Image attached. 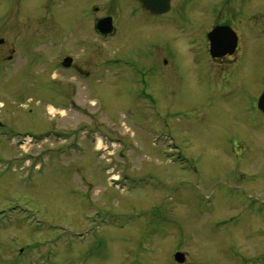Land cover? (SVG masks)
<instances>
[{
	"label": "rangeland",
	"instance_id": "rangeland-1",
	"mask_svg": "<svg viewBox=\"0 0 264 264\" xmlns=\"http://www.w3.org/2000/svg\"><path fill=\"white\" fill-rule=\"evenodd\" d=\"M38 3L0 0V20L6 17L8 30L0 47V264H177V251L194 264H264V162L253 160L261 157L263 141L260 129L248 123L260 86H234L227 59L226 70L212 71L206 49L207 32L217 25L230 24L241 36L263 30L264 0H175L182 23L155 28L134 21L153 30L135 29L148 40L143 46L170 39L157 43L162 51L152 61L158 70L149 81L159 80L156 91L164 81L167 96L154 113L146 101L131 97L140 88L131 86L134 72L122 65L107 67L102 82L88 81L91 88L75 78L84 113L67 107L73 73L54 63L59 54L76 52L79 41L94 46L91 31L77 42L62 28L58 45L40 50V66L32 61L25 71L23 57L3 66L8 43L28 28L25 8ZM81 8L61 7L60 14L71 16L61 24H72ZM35 23L30 32L37 30ZM49 28L44 32L54 29ZM188 36L194 54H181L185 70L174 71V54L190 48ZM119 44L105 41L104 60L125 58ZM149 49L141 52L147 56ZM163 51L170 55L161 64ZM95 58L88 65H97ZM86 60L85 54L78 57ZM80 122L90 124L86 139L54 138ZM27 133L38 139L51 133L53 139L41 146L11 143ZM246 140L258 147L253 153ZM170 141L181 150L171 163ZM181 152L189 159L182 164L176 161ZM11 222L15 227L4 232Z\"/></svg>",
	"mask_w": 264,
	"mask_h": 264
},
{
	"label": "flooded vegetation",
	"instance_id": "flooded-vegetation-1",
	"mask_svg": "<svg viewBox=\"0 0 264 264\" xmlns=\"http://www.w3.org/2000/svg\"><path fill=\"white\" fill-rule=\"evenodd\" d=\"M73 4H77V6L81 5L82 8L85 9L79 13V16H72L74 20L72 24H61V22L71 17L70 15L64 13L63 15L60 14L61 7L72 8ZM174 9L175 0H171L168 12L159 15H154L151 13V11L143 10L141 8V3L139 0H39V3L37 5H30L25 8V17H23L26 18V25L28 28L30 25L36 22L35 25H37V30H32L30 32V30L26 28V30L16 33L18 37L15 36L13 41L8 43V47L6 48L5 52L9 51L10 54L6 55L4 61H2V65L8 66L7 63L13 62L14 59V61H16L19 59V57H23V59H25L24 62L27 63L25 71L31 69L28 67H30L32 61H34L36 66H40V64L45 61V59H43L44 56H42L40 50L47 48L48 46L55 47L56 45H58L59 33L61 32L62 28H64L65 32L75 34L76 41L78 35H81L83 33L87 34L91 31L96 36L93 43L94 46H90V41L89 43L88 41H77L79 45L77 47V50H75L76 52H74L73 54H59L60 58L57 62H55V64H59L60 66L70 70L73 73L71 75L73 79H71L70 82L72 91L69 89V92H67L66 94V97L70 95V102L72 103L73 111L76 113H84V108L79 104V101L77 99L80 98L79 93L81 89V84L78 80L84 81L85 84H88V81L95 82V84L97 82H102L107 76V67L110 70L111 67L115 68V66L117 65L124 66L123 70L125 71L134 72V78L130 80V82L132 83L131 86H135L134 84L136 82L138 89L140 88V90L137 91V94H131V97H136L139 101L140 99H143L147 104L156 105L161 98H167L166 94H163L162 91L164 81H162V86L156 91L159 80L149 81V75H153V73H156L158 70V62H152L153 60H155L154 56H157V51H162V49L160 48L161 45L157 43H162V39H166L169 42L170 39L168 37L160 38L156 44L149 43L148 46H143L145 43H147L148 40L146 36L142 35V33H140L142 37L138 38L139 34L136 35L135 32L139 31H135V29L138 28L140 30L147 28H140L139 25H136L134 21L137 22V20L139 19L138 22L140 21V24L148 23L153 26L157 24H168L169 22V25H172L174 20L175 22L182 23L183 13L175 12L176 14H174ZM177 10L178 9H176L175 11ZM4 13L6 15L7 12L5 11ZM170 14H173L174 17H172ZM5 18L4 21L0 20V47L6 45V38L4 37V35L6 34V32H8V30H6L7 21L5 20ZM106 19L112 20V23L114 25V30L109 34H104L98 29L99 22ZM52 21L53 23L50 26H53L54 29L49 33H45L44 29H50L48 23H51ZM163 21L164 23H162ZM1 23H4V26H1ZM84 23H86V26H84ZM11 27L8 28L10 29ZM38 27L41 28V30H38ZM148 31L151 33L153 32L151 28H149ZM1 34H3V36H1ZM237 35V47L232 54H227L219 58L212 57L210 54V45L206 47V49L209 51L212 64L215 65H213L214 67L211 68L212 71L219 73V71L226 70V66L224 68L222 66L223 64L227 63L225 61L227 59L229 61V64L233 66L230 69L233 70L231 83L234 86H237L241 82L245 81H252L260 86V92L256 96L255 111L251 110L250 112V115L254 114L255 116L252 115L251 117H248V123L250 128H253L254 130H256V128L260 129V133L258 134L261 136V139L263 141V149H260L261 157L255 158L253 160H261L264 162V29L260 31L250 30L247 33L245 32L244 36H241L237 32ZM113 38L120 43V50H123L120 53L123 54L125 58L121 59L116 57H109L104 60V55L109 54V52H107V49L104 48V43L106 40H110ZM190 38L191 36H188L186 38V42L188 45H190V48H188V50L180 49V51L182 50V52L179 51L174 54L175 60L171 64V68L174 71L177 68H181L183 69V71L185 70V68H183V57L181 56V54H183L184 52L186 53H184L183 56L194 54V47L189 42ZM96 40L100 43V47L96 45ZM142 42H144L143 45ZM97 47H99L98 51L94 52V48ZM147 47H150V52L149 55L146 56V53H142L141 50L142 48ZM204 49L205 48H203V50ZM80 51H82V54H85V56H87L88 60H86L87 62H85L87 64L78 61V57L82 55L81 53L78 54ZM104 52L106 53L104 54ZM165 52L166 51H163L164 57L162 61H160L161 64H163L164 58H166L167 55H170L168 53L167 55H165ZM242 54L245 55V58L241 57ZM94 55L96 57L95 59H97L98 61L97 65H88L90 63L89 61L93 58ZM259 55L260 57H258ZM179 58L181 61H179ZM68 59L70 60L69 62L67 61ZM166 61V64L168 66L170 61ZM66 63L69 64V67H65ZM257 66L259 68L258 70L256 69ZM75 78L78 80H76ZM171 78L172 77L170 75V78L168 77V80ZM75 82H78L80 84L78 88L77 85H75ZM167 85L168 84L166 83L165 86L167 87ZM89 87L91 88L90 85ZM261 96L263 97V105L260 108L259 101ZM73 130L74 129L70 131L72 132ZM75 141L77 142V139H75ZM75 141L73 142V145H76ZM246 142V148H248L251 153H253L254 149L258 148L255 143L248 140H246ZM169 147L170 151H173L174 149L176 151H181L180 149L177 150L179 148V145H176V143L175 148L172 149L173 145L171 144V141L169 143ZM178 157L181 162H184L188 159L183 155L182 152L178 155Z\"/></svg>",
	"mask_w": 264,
	"mask_h": 264
},
{
	"label": "water",
	"instance_id": "water-1",
	"mask_svg": "<svg viewBox=\"0 0 264 264\" xmlns=\"http://www.w3.org/2000/svg\"><path fill=\"white\" fill-rule=\"evenodd\" d=\"M144 9H149L153 13H162L169 9L170 0H140ZM110 20L106 23L104 21L99 24V28L103 33L110 32ZM209 38L211 40V53L213 56H222L227 52L232 53L235 48L236 34L227 25H220L215 27L210 33ZM70 60H68L69 62ZM260 107L263 105V97L259 102ZM176 260L179 262L184 261V254L181 252L176 253Z\"/></svg>",
	"mask_w": 264,
	"mask_h": 264
}]
</instances>
